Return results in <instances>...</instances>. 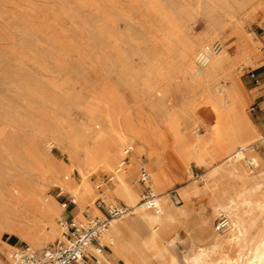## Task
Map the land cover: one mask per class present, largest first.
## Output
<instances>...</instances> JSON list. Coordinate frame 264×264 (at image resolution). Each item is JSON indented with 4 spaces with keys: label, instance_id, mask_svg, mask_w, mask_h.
Here are the masks:
<instances>
[{
    "label": "rangeland",
    "instance_id": "obj_1",
    "mask_svg": "<svg viewBox=\"0 0 264 264\" xmlns=\"http://www.w3.org/2000/svg\"><path fill=\"white\" fill-rule=\"evenodd\" d=\"M225 2L238 11L239 25L224 14L221 5ZM260 3L264 4V0H248L247 6L242 5V0H0V181L9 187L28 179L43 185L48 204L61 214V205L75 201L64 178L69 177L74 187L78 186L76 181H81L85 172L79 162L84 158L83 149L92 144L98 130L96 123L105 124V136L114 140L123 134L125 115H139V121L151 119L158 125L168 120L171 110L178 113L176 117L185 132L204 134L203 124H194V95L184 80L173 81L170 101H162L156 94L166 84L158 74L182 68L185 45L209 32L212 13L222 26L218 40L228 49L242 87L251 92L255 87L250 75L252 67L246 66L238 49L251 43L255 46V40L263 36L264 30L257 25L264 22ZM254 56L252 53L249 58ZM255 107L249 104L246 110L257 125L262 112ZM205 116L197 115L214 121L210 115ZM261 133L264 135V130ZM129 146L132 143L127 139L118 142L122 152ZM257 153L264 158L263 147L256 148L254 155ZM133 156L134 152L130 157ZM133 159H141L149 174L154 162H163L151 157L149 150ZM190 164L188 173L192 176L169 191L172 206L186 208L179 225H174L166 238L177 235V243L167 249L165 257L156 249L146 251L143 264L184 263L185 255H192L198 245L211 253L215 242L223 241L229 230L230 219L214 212L209 189L193 195L188 205L180 195L179 190L190 182L202 189L208 175L209 168ZM51 165L61 171V180L50 173ZM135 167L129 184L139 192L140 205H144V196L153 191L145 185L140 190L141 167ZM110 177L103 170L91 177L98 189L96 196L85 197L86 215H92L89 211L96 209L98 200L127 205L123 199L117 197L113 202L107 195L106 189L114 187ZM2 209L0 206V226ZM80 212L79 208L76 213ZM140 215L138 212L126 219L138 232L142 230ZM60 218L57 224L61 229L64 220ZM263 228L260 223L253 236L258 237ZM57 240L36 251H43ZM7 244L14 247L12 251L31 248L5 232L0 240L3 264H12ZM224 248L233 251L232 246ZM113 252L111 258L123 264Z\"/></svg>",
    "mask_w": 264,
    "mask_h": 264
},
{
    "label": "bare ground",
    "instance_id": "obj_2",
    "mask_svg": "<svg viewBox=\"0 0 264 264\" xmlns=\"http://www.w3.org/2000/svg\"><path fill=\"white\" fill-rule=\"evenodd\" d=\"M242 5L247 6L248 0H242ZM259 7L264 8V4L260 3ZM259 7L251 11L252 15ZM221 9L229 20H235L239 25L236 19L238 11L230 8L226 2L222 3ZM221 34L222 26L210 13L209 32L185 45L181 54L182 68L176 67L171 72L158 74L160 81L166 84L156 94L162 101H170L173 81L184 80L194 95V124L202 123L204 134L185 132L176 117L178 113L171 110L168 120L158 125L151 119L139 121V115H125L123 134L114 140L105 136L106 125L98 122L92 144L82 148L84 158L79 164L85 174L81 175L80 182L76 181L78 186L74 187L69 177L64 178L79 208L84 210L86 195H97L98 187L91 177L102 170L111 174L114 187L106 189L107 195L114 200L117 197L123 199L130 212L114 220L101 239L106 242V237L123 264H143L145 252L151 249L158 250L165 257L167 249L176 245L177 235L166 238L171 228L179 225L186 208H174L169 191L192 176L188 173L191 162L209 168L208 175L203 179L202 189L195 182H190V185L179 190L180 195L188 205L193 195L209 189L214 212L227 216L230 225L223 241L215 242L211 253L198 245L192 255H185L184 263L175 261L171 264H264V228L258 237L253 236V230L260 223L264 225V158L254 155L256 148H264V135L247 113L246 107L250 102L228 49L218 40ZM255 44L256 48L261 45ZM251 46L252 43L240 49L242 57ZM229 64L232 65L227 68ZM200 113L203 116L206 114L205 118L210 115L214 121L197 117ZM126 139L132 143L133 152L138 156L149 150L151 157L163 160L162 163L154 162L150 172V184L157 196L156 208L140 205L139 192L129 184V175L136 171L133 163L139 167L142 165L141 159L136 161L133 158L123 165L127 155L126 151L119 149L118 142ZM49 171L55 179H62L59 176L61 171L55 165H51ZM42 178H45L44 175ZM211 183L214 184L212 188ZM44 192L43 185L35 184L30 179L13 187H9L4 180L0 181V206L3 208L0 240L6 232L40 251L62 236L57 224L62 214L48 204ZM138 212L141 213L140 232L126 221L127 217ZM81 218L85 219L83 216ZM224 245L232 246L233 251H226ZM6 246L9 251L7 256L12 261L11 254L15 249L12 251V245ZM214 255L218 259H213ZM102 258L107 260V264H120L111 257ZM0 264L3 263L0 261Z\"/></svg>",
    "mask_w": 264,
    "mask_h": 264
},
{
    "label": "built area",
    "instance_id": "obj_3",
    "mask_svg": "<svg viewBox=\"0 0 264 264\" xmlns=\"http://www.w3.org/2000/svg\"><path fill=\"white\" fill-rule=\"evenodd\" d=\"M253 79L254 73H250ZM133 152L132 146L126 149V155ZM127 159L125 160V165ZM122 165V166H123ZM150 175L142 170L140 182L147 184ZM157 196L153 192L145 195L144 204L156 208ZM65 207L67 204L64 205ZM96 208L102 213V217H94L88 221L72 220L61 223L62 236L51 246L41 252L30 247H18L11 254L12 264H80L87 260L90 247H95L101 253L103 245L102 234L107 231L111 223L129 214L130 209L125 206L107 204L102 200L96 202Z\"/></svg>",
    "mask_w": 264,
    "mask_h": 264
},
{
    "label": "crops",
    "instance_id": "obj_4",
    "mask_svg": "<svg viewBox=\"0 0 264 264\" xmlns=\"http://www.w3.org/2000/svg\"><path fill=\"white\" fill-rule=\"evenodd\" d=\"M257 25L261 29L264 30V22L258 23ZM252 40L254 41V39H252ZM255 41H257L255 43L261 44L260 47L256 48V46H251V48L246 52L245 56H243V61L246 64V66L248 68L252 67V71H250V73H254L256 75V78L253 79V81L255 83V87L252 89L251 92H247L246 90L245 91L247 93V96H248V99L250 102L249 104L255 105L256 106L255 110L262 112V117L260 119H257V122H258L257 126L259 127L260 130H264V112H263L264 111V33H263V36L261 37V39H256ZM241 48L242 47H239L238 52L240 51ZM252 53L255 54L254 59L249 58ZM252 62L254 64H250ZM259 147H261V146H259ZM130 155L126 157V159H127L126 163H129L132 158H136V154L132 158L130 157ZM257 156L263 157L260 153H257ZM142 164H143V162H142ZM133 166L135 167L134 163H133ZM143 169L147 171V169L143 165V167H141V169H140V176H141V172ZM111 179L112 178L110 177V179H109L110 183L113 182V179L112 180ZM151 182H152V179L150 176L146 185L142 184L140 181L138 183L141 186V190L144 187L146 189L148 187H150L152 189V191L155 193V190L152 188ZM133 189H134V187H133ZM109 200H111V199H109ZM102 201H104V200H102ZM111 201L116 202V200L115 201L111 200ZM64 205H61L63 207V211H61V214L64 215L65 218L60 219V220H64V221H72V220L88 221L91 218L99 216L98 213L102 215V213L97 208L93 209V211H89V212H91L92 215H88V214L86 215L85 214V212L88 211L87 209H85L83 211L80 209L81 212L76 213L77 210L79 211V207H78L76 201H74L73 204L67 205L66 207ZM122 206L129 208L125 204H122ZM81 216L85 217L86 219L82 220ZM101 242L103 245V251L101 253H99L94 246L90 247L88 249V253H87V260L85 262H83V264H107V260H105L102 257H107V259H108L109 257H111L113 255L114 252H113L111 244H109L107 241L105 242L103 239H101ZM110 252H112V254H110ZM80 264H82V263H80Z\"/></svg>",
    "mask_w": 264,
    "mask_h": 264
}]
</instances>
